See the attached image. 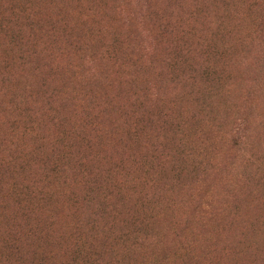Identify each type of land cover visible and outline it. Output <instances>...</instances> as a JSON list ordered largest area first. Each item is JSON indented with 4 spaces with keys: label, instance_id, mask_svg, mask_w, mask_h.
Wrapping results in <instances>:
<instances>
[{
    "label": "rangeland",
    "instance_id": "374dc122",
    "mask_svg": "<svg viewBox=\"0 0 264 264\" xmlns=\"http://www.w3.org/2000/svg\"><path fill=\"white\" fill-rule=\"evenodd\" d=\"M72 2L84 20L77 29L73 25L68 29L70 22L57 12L37 16L30 25L20 17L18 31L7 30L11 37L0 29V60L7 59L0 71V264H264V237L243 238L239 244L244 252L231 251L229 244L221 251L219 231L209 226L218 218L230 220L227 211L219 213L222 187L211 184L213 198L205 206V201L197 204L196 188L176 191L175 179L170 178L171 163L179 165L183 159L180 153L205 171H218L220 184H234L240 177L249 180L255 164L246 168L237 158L229 161L231 170L223 166L232 139L216 138L208 130H214L209 122L200 121L193 101L173 102L189 91L190 79L195 81L192 87L200 89L210 80L212 84L231 76L247 62L264 74V0ZM8 7L9 0H0L1 28L4 17L12 13ZM69 32L106 65L104 78H116L104 82L91 70L97 68L96 62L92 68L88 60L68 56L69 52L56 54L63 51L68 41L62 39ZM57 33L63 37L57 39ZM20 47L29 48L33 57L25 60L30 64V80L21 82L26 91L14 97L6 92L20 93L18 86L9 88L11 79L22 74L27 80L19 66L24 58ZM48 48L51 52L46 53ZM107 52L110 62L102 59ZM17 54L20 61L15 62ZM42 54L47 57L45 66L38 63ZM43 79L46 90L40 88ZM243 79L241 89L247 96L236 108L246 111L258 133L254 147L248 149L262 156L257 173L264 180V145L259 144L264 142V123L258 125L264 114V80L254 88L259 92L256 100L250 101L248 96L255 98L249 88L252 78ZM64 94L68 109L58 107L45 115L50 95L65 102ZM83 97L91 103L80 101ZM18 104L25 112L15 111ZM183 119L188 129L177 148L169 141L168 130ZM136 124L139 131L132 128ZM197 125L202 129L194 133ZM164 136L168 144L161 139ZM151 143L167 144L160 152L170 159L161 176L150 172L152 179L145 186L139 182L144 168L138 158L142 154L150 158ZM78 160H83L82 171ZM56 162L63 170L59 177L51 172ZM188 164L181 178L186 185L194 172L202 174L195 169L186 176ZM79 171L92 182L98 183L96 175L108 177L112 183L110 189L104 186V193L112 198L103 203L95 195L85 202L88 185L77 186L72 180ZM243 188L249 192L248 186ZM238 199L236 193L234 201ZM260 203L264 211V201ZM260 220L264 222V215ZM249 222L243 224L246 230L252 229ZM260 227L264 230L263 224Z\"/></svg>",
    "mask_w": 264,
    "mask_h": 264
},
{
    "label": "trees",
    "instance_id": "16d2710c",
    "mask_svg": "<svg viewBox=\"0 0 264 264\" xmlns=\"http://www.w3.org/2000/svg\"><path fill=\"white\" fill-rule=\"evenodd\" d=\"M12 13H10L9 17L5 16L4 19H12L11 22H7L3 19L4 27L1 28L3 31H5L6 35H9V32L7 31L9 28H14L18 31V20L20 17H22L27 24L30 25L34 23V20L37 19V16L41 17H47V16H53L57 13L60 15L61 18H66L65 20H68L70 24H68V29L73 25L74 27L81 26V23L84 22L82 20V17L80 14L81 9L76 4L72 2V0H9V7H8ZM54 12H57L56 14ZM6 24H5V22ZM78 27H76L77 29ZM47 29L46 31H48ZM66 32V31H65ZM64 32V33H65ZM57 39H61L62 33L54 34ZM12 35H9L11 37ZM75 37L77 39H75ZM63 41H68L65 45L62 46L63 51L55 52L59 56L65 55L67 52L71 53L68 56L76 57L78 56L79 59L84 58V60L89 61V65L92 66V68H95V62L97 63V68L91 69L92 71H96L99 76L103 77L104 82H108L106 79H112L113 77L116 78L115 75L112 77H106L104 78V75L107 73V68L105 67L104 63L101 60H97L96 56L90 55L87 53V44L82 42L80 40V37L74 36L73 33L69 32L66 37L62 39ZM17 49V48H16ZM14 48V50H16ZM13 50V51H14ZM19 53H21L24 58L22 60V64H20V69H23L27 74V80L24 79V76L21 74L18 78L11 79V84L9 88L12 87H19L20 93L16 91V89H9L7 94L13 95L14 97L16 95H19L23 93V91L26 89L22 87L21 82L28 83L29 79V70H30V64L29 62L25 63L26 58L33 57L31 54V51L29 48L20 47ZM259 51V50H258ZM15 52V51H14ZM42 52V50L38 51V55ZM45 52H51V50L45 49ZM11 53V52H10ZM13 53V52H12ZM260 53V52H259ZM34 53L33 55H35ZM261 54V53H260ZM38 59V63H42V66H45L48 61L45 59L47 57H43V54ZM246 56V55H245ZM111 53H106L105 57H102V59H108V62L111 61ZM45 58V59H44ZM7 59L0 60V71L2 69H5V63ZM15 62L20 61V58L18 57V54L16 56V59H14ZM87 63V62H86ZM52 64V63H51ZM118 67V66H117ZM17 71V70H16ZM116 72V71H114ZM263 71H261L260 67L257 66L255 63H253V68L249 66L248 62L244 65H239L235 72H232L231 76H227L224 79H218L216 83L208 84L207 86H203L200 89H194L192 87L195 84V81H192L187 83L186 89H189L188 92H184L181 94L177 100H175L174 104H180V102H185L186 105L190 104L191 101L196 103L197 109L196 112H199L201 119L200 121H206L209 122V125L213 127L214 130H210L213 135L218 138L220 141L224 142L223 140H226L227 137L232 139L231 142V150L229 153H225V164L223 165L226 170L230 169L229 161L232 162L233 160L237 158H242V160L245 162V167L247 168L249 165L252 167L255 164V167L249 175V180L247 178L242 179L241 177L235 182L234 184H231L229 182H225L224 184L219 183V179L221 178L220 173L217 171L214 174L210 173V171H205L206 167H203L201 165H197L195 163H192L191 159L186 158L183 154L179 155L183 158L179 165L176 163H171V169L170 174L174 173L170 178H174L175 181H173V184L175 185L176 191L177 189L180 190L182 188L186 189H192L196 188L198 190V195L196 202L198 204L199 201H205V206L209 205V200L212 199V191H211V184H215V186H219V189L222 187V201H221V207L219 208V213H222V211H227L228 215L230 216V220H226L224 222H221L219 218L216 219L215 222H212L209 228H215L219 231V242L220 243V249L222 251V248L225 247L227 244L232 246L231 251L238 252V249H240L239 252H244L241 250L240 247V241L243 238H251L257 239V237H264V230L260 227L262 224L264 225V222L260 220V217H263V207L261 206L260 200L264 201V180L261 177V175L257 173V170L259 169L260 162L259 158L261 159L262 156L259 154V152L255 150H249L248 147L253 148L255 145V140L257 139L256 134H258L250 125L247 116L246 111L241 110L239 111L238 108H236L238 102L240 101V98L247 96V94L241 89V85L244 82V79L247 75H250L252 78L249 83V88H251L252 91H254V97L248 96L250 101L256 100V93L258 92L255 90L257 87H259L261 82L264 80V74H262ZM121 76V75H119ZM2 79V75L0 72V80ZM121 80V78H120ZM111 81V80H110ZM36 87V86H35ZM37 88V87H36ZM40 88L43 90H46V80L43 79L42 84L40 85ZM255 88V89H254ZM39 90V89H38ZM249 91V90H248ZM5 92V94H6ZM259 93V92H258ZM26 95L27 93L24 92ZM22 95V94H21ZM20 95V96H21ZM50 95V99L48 101V104L50 107L45 112V115L51 114V109L53 111H56L58 107L61 109H68L69 107L66 103L68 102L67 94H64V96L61 95L62 98H65V102L61 101L60 99H56V95ZM23 97V96H21ZM91 103V99H87L85 97L81 98L80 101H85ZM238 101V102H237ZM61 104V105H60ZM23 104H18V106H15L16 110H24L23 107L21 108ZM60 105V106H58ZM55 107V108H51ZM235 109V110H234ZM20 113V112H19ZM43 115V114H41ZM16 117H19V114L15 115ZM195 116V115H194ZM264 123V114H260L258 118V125H262ZM187 120H178V123L176 124L175 128H171L168 130L169 141H173L172 145L180 146L181 141L185 139L183 136V133L186 132L188 129L187 126ZM134 130L139 131V125H134L132 127ZM193 132L202 129L198 125L193 126ZM197 133V132H196ZM162 140H165L166 143L168 141V138L165 136L161 138ZM150 140V137H149ZM263 142V141H262ZM260 142L259 144L261 146L264 145V142ZM154 143V142H153ZM168 144V143H167ZM166 145H154L150 144L149 150L152 154H148L150 158H147L146 154H142L144 156H140L138 158V162L140 165L143 164V168L141 169L143 172V176H140V181L142 184L147 186L148 182L152 179V174L160 175L162 171L166 168V165L169 166V159L168 153H162L160 150L164 149ZM259 148V145L257 146ZM196 148V147H195ZM247 150V151H246ZM182 151V149L178 150ZM249 151V152H248ZM246 156H245V154ZM167 154V155H165ZM258 155V156H256ZM168 158V160H167ZM245 159V160H244ZM255 160V161H254ZM190 161V164L188 162ZM254 161V162H253ZM80 162V163H79ZM79 168L82 171V165L83 160H78ZM188 167V171L186 173V176L195 169L202 170L201 175H197L196 172H194V177L191 181L186 183H183L181 181V178L183 176V167ZM207 164H209V161H207ZM212 166V165H211ZM77 172L74 174V178L72 179L75 184H83L84 187L85 184L90 186L87 188L89 189L88 193L82 198L85 199V202L91 201V197L95 195L101 196V202H105L107 198L109 197L108 194L104 193V186L108 189L111 187V180L107 178L98 177L96 175L95 177L98 178V183L91 179L89 177L87 178L86 175L83 172ZM54 176L59 177V175L63 172L61 170V167H58V163L56 162L54 169L51 171ZM169 174V175H170ZM88 176V175H87ZM209 176V177H208ZM159 179V176L156 178ZM135 180H132L134 182ZM172 183V182H171ZM229 183V184H228ZM245 186H248L249 192H245L244 188ZM262 186V187H261ZM86 188V189H87ZM189 190V192H191ZM257 190H259V194H257ZM224 192L226 194V197L224 196ZM161 193V188L158 191V201ZM237 193L238 203L236 200L234 201V197ZM223 198L225 201L223 202ZM203 205V204H201ZM121 206V203H120ZM131 206H134L133 204ZM239 211V212H238ZM120 213V212H119ZM122 214V213H120ZM239 219H236V218ZM246 220H250V224L252 225V229L246 230V228L243 226L244 222ZM240 221H243L242 223ZM158 222H156L157 224ZM161 223V222H160ZM145 226H148V222H145ZM155 224V223H154ZM238 225L240 226V231H236V227ZM243 227V228H242ZM251 230V231H250ZM238 232V237L236 239V234ZM247 232H250L247 234ZM236 242V243H235ZM248 239L244 241V244H242L243 248L247 245ZM135 246V243H134ZM248 248V246H247ZM247 250V249H246ZM248 258L251 260V257L249 256V253L246 254Z\"/></svg>",
    "mask_w": 264,
    "mask_h": 264
}]
</instances>
